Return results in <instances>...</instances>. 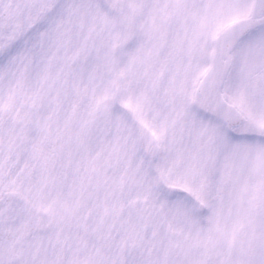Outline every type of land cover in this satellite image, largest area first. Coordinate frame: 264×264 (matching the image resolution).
Listing matches in <instances>:
<instances>
[{
	"label": "snow or ice",
	"instance_id": "obj_1",
	"mask_svg": "<svg viewBox=\"0 0 264 264\" xmlns=\"http://www.w3.org/2000/svg\"><path fill=\"white\" fill-rule=\"evenodd\" d=\"M0 264H264V0H0Z\"/></svg>",
	"mask_w": 264,
	"mask_h": 264
}]
</instances>
